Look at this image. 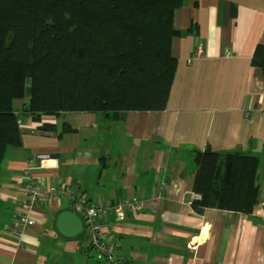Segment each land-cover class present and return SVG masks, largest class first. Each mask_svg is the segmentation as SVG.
<instances>
[{
  "label": "crops",
  "instance_id": "obj_1",
  "mask_svg": "<svg viewBox=\"0 0 264 264\" xmlns=\"http://www.w3.org/2000/svg\"><path fill=\"white\" fill-rule=\"evenodd\" d=\"M174 26L177 67L164 110L20 118L21 144L7 147L0 163V264H104L82 245L80 215L75 237L58 231L59 214L72 212L66 199L35 206L18 239L7 233L30 160L40 182L71 183L93 204L139 200V210L103 221L126 264H264V78L251 67L264 44V0H183ZM29 85L13 102L19 113ZM204 150L258 158L249 216L192 207L200 197L195 153Z\"/></svg>",
  "mask_w": 264,
  "mask_h": 264
},
{
  "label": "trees",
  "instance_id": "obj_2",
  "mask_svg": "<svg viewBox=\"0 0 264 264\" xmlns=\"http://www.w3.org/2000/svg\"><path fill=\"white\" fill-rule=\"evenodd\" d=\"M182 1L0 0V163L7 147L20 146L24 116L164 110ZM251 67L264 78V44L256 45ZM27 80L30 96L19 113L13 102L24 98ZM195 161V210L252 213L257 157L204 150Z\"/></svg>",
  "mask_w": 264,
  "mask_h": 264
},
{
  "label": "built area",
  "instance_id": "obj_3",
  "mask_svg": "<svg viewBox=\"0 0 264 264\" xmlns=\"http://www.w3.org/2000/svg\"><path fill=\"white\" fill-rule=\"evenodd\" d=\"M34 166L32 160L28 161L23 174L25 182L19 200L20 207L11 219L7 233L18 239L27 225L34 222L32 214L35 206L55 196L58 200L66 199L72 212L81 216L85 233L82 245L85 250L93 254L96 261L104 264H126L117 254V244L105 237L103 221L108 215L121 219L128 212L139 210L141 207L139 200L123 198L114 202L104 200L93 204L83 194L78 193L71 183L62 182L47 186L40 182L32 173Z\"/></svg>",
  "mask_w": 264,
  "mask_h": 264
},
{
  "label": "water",
  "instance_id": "obj_4",
  "mask_svg": "<svg viewBox=\"0 0 264 264\" xmlns=\"http://www.w3.org/2000/svg\"><path fill=\"white\" fill-rule=\"evenodd\" d=\"M56 226L60 234L67 237H75L83 229L80 218L72 212H62L59 214Z\"/></svg>",
  "mask_w": 264,
  "mask_h": 264
},
{
  "label": "rangeland",
  "instance_id": "obj_5",
  "mask_svg": "<svg viewBox=\"0 0 264 264\" xmlns=\"http://www.w3.org/2000/svg\"><path fill=\"white\" fill-rule=\"evenodd\" d=\"M201 53H202L201 48H198V50H197V55L199 56V55H201ZM26 82H27L26 84H27V86H28L29 81L27 80ZM129 198H131V197H129Z\"/></svg>",
  "mask_w": 264,
  "mask_h": 264
}]
</instances>
